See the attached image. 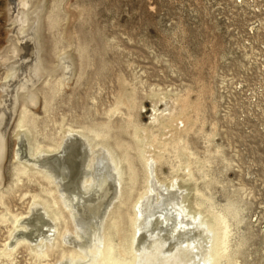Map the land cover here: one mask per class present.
<instances>
[{"label":"rangeland","instance_id":"rangeland-1","mask_svg":"<svg viewBox=\"0 0 264 264\" xmlns=\"http://www.w3.org/2000/svg\"><path fill=\"white\" fill-rule=\"evenodd\" d=\"M28 1L31 10L41 12L47 69L36 85L39 103L31 110L38 124L31 127V140L52 145L42 133L59 135L68 126L86 132L115 123L109 142L120 140L117 153L132 155L137 171L130 200L113 202L121 211L119 229L105 218L126 257L139 238L133 221L148 189L139 158L147 149L163 156L154 178L179 183L187 210H201L210 220L212 212L227 213V264H264V0ZM8 7L9 0H0V51L11 29ZM62 47L72 59L73 75L55 93L57 74L49 70ZM3 73L0 66V82ZM116 101L123 102L113 111ZM20 112L21 107L7 131L5 190L15 181ZM177 142L185 153L174 147ZM21 196L22 191L10 196L9 205L26 214L29 202ZM11 227V220L0 217V264H59V254L42 261L24 245L2 255L14 242L8 240Z\"/></svg>","mask_w":264,"mask_h":264},{"label":"bare ground","instance_id":"bare-ground-1","mask_svg":"<svg viewBox=\"0 0 264 264\" xmlns=\"http://www.w3.org/2000/svg\"><path fill=\"white\" fill-rule=\"evenodd\" d=\"M29 4L28 0H9L11 29L8 44L0 51L4 69L0 82V206L4 209L0 217L11 220L8 240L14 241L8 242L1 254L11 255L24 245L42 261L59 254V264H227L231 259L227 213L212 212L210 220L201 210H187L179 183L154 178L163 156L159 152L149 155L147 149L139 158L148 189L137 203L133 221L140 230L139 238L132 243L129 257L121 243L113 242L105 218L119 229L121 211L113 202L129 201L137 179L132 155L117 153L116 148L122 146L118 138L115 144L109 142L114 122L88 127L86 132L68 126L62 127L59 135L42 133L53 140L52 145L32 142L31 127H36L38 120L31 108L39 103L36 85L47 69L39 34L41 12L31 10ZM50 23L56 25L57 21L51 17ZM56 56L49 71L57 74L54 92L60 93L72 78L73 62L63 47ZM122 102L116 101L111 110L120 109ZM45 105H51L46 97ZM20 107L13 148L15 181L5 190L7 131ZM174 147L186 152L185 145L179 147L178 142ZM33 183L40 187L30 185ZM21 191L20 198L27 196L29 202L26 214L13 212L8 201ZM203 200L209 198L196 204L200 206Z\"/></svg>","mask_w":264,"mask_h":264}]
</instances>
